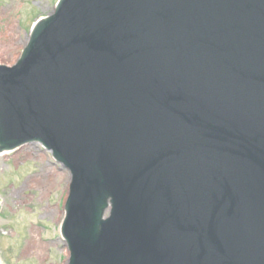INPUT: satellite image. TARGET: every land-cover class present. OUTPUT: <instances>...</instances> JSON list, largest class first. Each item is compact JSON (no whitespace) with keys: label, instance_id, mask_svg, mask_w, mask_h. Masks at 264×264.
Wrapping results in <instances>:
<instances>
[{"label":"water","instance_id":"1","mask_svg":"<svg viewBox=\"0 0 264 264\" xmlns=\"http://www.w3.org/2000/svg\"><path fill=\"white\" fill-rule=\"evenodd\" d=\"M34 141L67 264H264V0H58L0 63V153Z\"/></svg>","mask_w":264,"mask_h":264},{"label":"rangeland","instance_id":"2","mask_svg":"<svg viewBox=\"0 0 264 264\" xmlns=\"http://www.w3.org/2000/svg\"><path fill=\"white\" fill-rule=\"evenodd\" d=\"M55 1L0 0V63L16 62L33 22L50 13ZM70 179L40 143L0 154L1 264H66L60 226Z\"/></svg>","mask_w":264,"mask_h":264},{"label":"bare ground","instance_id":"3","mask_svg":"<svg viewBox=\"0 0 264 264\" xmlns=\"http://www.w3.org/2000/svg\"><path fill=\"white\" fill-rule=\"evenodd\" d=\"M14 64V63H13ZM30 243L32 244L31 246L34 247L35 244L37 243V240L35 239V241H30Z\"/></svg>","mask_w":264,"mask_h":264}]
</instances>
